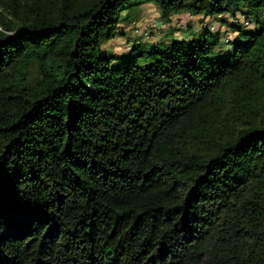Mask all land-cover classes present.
Listing matches in <instances>:
<instances>
[{
  "label": "trees",
  "instance_id": "trees-1",
  "mask_svg": "<svg viewBox=\"0 0 264 264\" xmlns=\"http://www.w3.org/2000/svg\"><path fill=\"white\" fill-rule=\"evenodd\" d=\"M142 2L256 28L107 56ZM0 264H264V0H0Z\"/></svg>",
  "mask_w": 264,
  "mask_h": 264
},
{
  "label": "rangeland",
  "instance_id": "rangeland-1",
  "mask_svg": "<svg viewBox=\"0 0 264 264\" xmlns=\"http://www.w3.org/2000/svg\"><path fill=\"white\" fill-rule=\"evenodd\" d=\"M226 23H221L217 18L211 20L203 15L194 16L187 12H181L170 17L169 21L161 18L160 10L154 3L142 2L121 14L120 23L112 39L101 44L102 51L109 57L126 58L131 54V48L138 44L141 51H147L151 46L159 44L166 45L172 40L191 39L197 37L202 29L207 28L212 32L220 30L223 35V42L216 50H229L230 46L224 43L225 39L235 37L228 25L237 24L245 32L255 30L253 21L254 15L249 16V21L237 15V18L230 14L222 16ZM148 30L145 31V28ZM197 29H194V28ZM149 62V61H148ZM147 58L141 57L140 65L147 64Z\"/></svg>",
  "mask_w": 264,
  "mask_h": 264
},
{
  "label": "built area",
  "instance_id": "built-area-1",
  "mask_svg": "<svg viewBox=\"0 0 264 264\" xmlns=\"http://www.w3.org/2000/svg\"><path fill=\"white\" fill-rule=\"evenodd\" d=\"M147 30H148V27H146L145 30H144V34H143L144 36H145V31H147Z\"/></svg>",
  "mask_w": 264,
  "mask_h": 264
},
{
  "label": "crops",
  "instance_id": "crops-1",
  "mask_svg": "<svg viewBox=\"0 0 264 264\" xmlns=\"http://www.w3.org/2000/svg\"><path fill=\"white\" fill-rule=\"evenodd\" d=\"M206 18H208V19H210V20L212 19V18H210V17H206ZM194 29H197V28L195 27Z\"/></svg>",
  "mask_w": 264,
  "mask_h": 264
},
{
  "label": "bare ground",
  "instance_id": "bare-ground-1",
  "mask_svg": "<svg viewBox=\"0 0 264 264\" xmlns=\"http://www.w3.org/2000/svg\"><path fill=\"white\" fill-rule=\"evenodd\" d=\"M218 19V18H217Z\"/></svg>",
  "mask_w": 264,
  "mask_h": 264
}]
</instances>
